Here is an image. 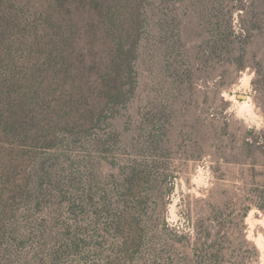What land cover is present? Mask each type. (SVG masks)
<instances>
[{"label":"rangeland","instance_id":"rangeland-1","mask_svg":"<svg viewBox=\"0 0 264 264\" xmlns=\"http://www.w3.org/2000/svg\"><path fill=\"white\" fill-rule=\"evenodd\" d=\"M16 1L31 19L55 12L50 24L62 25L67 71H32V82L70 115L57 110L54 144L12 157L16 174L34 163L44 178L31 197L9 203L0 264L108 259L120 240L113 229L99 237L104 204L135 163L149 179L138 191L148 200L138 216L142 238L120 264H264L256 221L264 219V0H104L103 19L72 0L58 11L54 0ZM34 25L40 34L43 23ZM121 42L128 53L118 56ZM17 54L18 67L28 66ZM119 62L123 83L132 64L126 100L106 103L101 80L117 76ZM41 63L30 57L31 66ZM81 230L102 243L78 247Z\"/></svg>","mask_w":264,"mask_h":264},{"label":"trees","instance_id":"trees-1","mask_svg":"<svg viewBox=\"0 0 264 264\" xmlns=\"http://www.w3.org/2000/svg\"><path fill=\"white\" fill-rule=\"evenodd\" d=\"M17 3L16 0H0V221L7 215L9 203L15 197H31L39 190L40 182L38 181L44 178L34 163L31 165V163L23 162L20 174H16L15 171L19 165L18 162L13 163L12 157L17 156L16 151L26 145L42 147L54 144L58 133L51 130L50 127H59L60 120L63 119L57 114V110H61L64 116L70 115L69 108H59L60 100L52 101L40 90L37 91L40 86L37 79L34 84L32 82V71L39 74H51L55 70L54 76L58 74L57 72L67 71L62 67V64L68 61V56L63 53L62 49L66 42L62 44L58 35V30L62 25L59 23L50 24L55 12L49 14L46 11L43 12V18H40V14L36 19H31ZM72 3L83 4L84 8L93 10L95 14L98 13L101 19H103L106 9L110 7L104 0H79L78 3L76 0H72ZM53 7L55 11L62 8L69 9L68 3L62 0H54ZM55 20L58 18L55 17ZM34 21L43 23V31L40 34ZM118 47V56L128 53L124 50L122 42L118 44ZM19 50L23 52L22 60L27 62L28 66L22 63L18 67L19 62L16 57ZM36 54L39 59L42 57L39 67L30 65V57ZM115 65L112 67L117 76L111 78L109 75L108 77L103 75L104 80H101L99 87V98L106 103H122L126 100L124 97L125 84L128 76L130 77L129 71H132V64L129 63L127 71L123 75L125 76L124 83L119 79L124 65L120 62ZM48 115H55L57 120L45 122ZM91 118L89 117L90 120ZM63 121L68 122L67 124L70 123L68 119ZM85 130L86 128L83 129V131ZM262 135L264 136V132ZM155 164V161L150 163L152 167ZM23 167L24 169H22ZM141 169L142 166L138 163L127 167L123 178L119 180L116 187L118 191L116 199L104 204L107 217L105 226L101 228L103 235L99 237L104 238L105 232L109 233L113 229L120 241L117 251L110 254L108 259L99 261L97 264H120L121 256L126 255L127 251L139 244L142 238L138 216L141 215L142 206L148 198L145 193L140 194L138 191L145 180L147 184L149 183V179H147V175L143 176ZM33 170L40 178L36 179L31 175ZM92 196L90 190L89 205L94 199ZM247 211V209L244 211L243 217ZM92 214L94 215L93 212ZM93 217L96 219L97 215ZM166 225L165 222L164 228H167ZM83 231L81 230L78 236V247L80 244L83 246L84 243H96L95 248H97V245L102 243L95 237L85 235ZM93 240L96 241L93 242ZM244 242L246 241L244 240ZM255 251L257 252L256 249ZM51 260L55 262L56 258L52 256Z\"/></svg>","mask_w":264,"mask_h":264},{"label":"bare ground","instance_id":"bare-ground-1","mask_svg":"<svg viewBox=\"0 0 264 264\" xmlns=\"http://www.w3.org/2000/svg\"><path fill=\"white\" fill-rule=\"evenodd\" d=\"M247 101V100H246ZM246 101H243L244 104L246 103ZM252 215H253V212L250 213V215L247 217V222L248 223H251V225H254V221L252 220ZM256 221H258L262 226H264V219H256ZM263 240V235L260 234L258 236V241L257 243L260 244V242H262Z\"/></svg>","mask_w":264,"mask_h":264}]
</instances>
